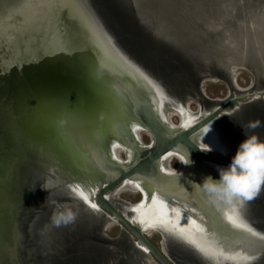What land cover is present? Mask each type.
<instances>
[{"label":"water","instance_id":"95a60500","mask_svg":"<svg viewBox=\"0 0 264 264\" xmlns=\"http://www.w3.org/2000/svg\"><path fill=\"white\" fill-rule=\"evenodd\" d=\"M239 68L253 88L235 86ZM216 80L236 94L208 99ZM186 94L216 109L176 127L161 106ZM212 127L221 143L203 152ZM243 130L264 141V0H0V264H264V186L230 205L204 187ZM171 153L190 162L173 171ZM127 182L148 214L114 195ZM156 192L191 201L166 209Z\"/></svg>","mask_w":264,"mask_h":264},{"label":"rangeland","instance_id":"374dc122","mask_svg":"<svg viewBox=\"0 0 264 264\" xmlns=\"http://www.w3.org/2000/svg\"><path fill=\"white\" fill-rule=\"evenodd\" d=\"M236 71L235 76L233 77L234 79V83L236 85V87L240 90H248L253 88L256 85V80L255 77L253 75L252 72H250L247 69H234ZM203 93L205 94V96L210 99V100H219V101H225L227 100V98L229 99L231 97V88L228 85V83H226L225 81L222 80H216L214 82H206L203 85ZM198 97H200V95H198ZM165 101L169 100L167 99V97L164 98ZM178 100L173 102L172 104H168L167 102H164V100H161L162 102H164V104H167L165 106V108H167L168 110H172L173 108L175 110L171 111V115L173 116L171 118L172 123H174L175 126H179L180 125V121H182V118L188 120L191 119V117H189L190 115H188L185 111H184V106L182 103V99L179 96L177 98ZM186 104L189 105L188 109L190 107L189 110L193 111L194 113H197V111L200 109H203L204 111L207 109L206 104L209 101H206L204 98H195V95L193 97H189V99L186 100ZM163 106V105H162ZM164 107V106H163ZM182 114V117L180 115V113ZM220 126L223 125L222 124H218ZM208 137L207 138H203L204 141H201V143L209 146V147H213V146H219L220 145V139L217 137V130L212 127L210 129H208L207 131ZM141 136V141L145 146H148L151 144V137L149 136V134L143 132L140 134ZM212 142L211 144L209 142ZM120 157L122 160H126V154L121 153ZM171 167L173 170H179L181 167V163L178 160H173L171 162ZM76 185V184H75ZM77 188H79L77 186ZM150 197L147 196V200ZM119 199L120 201L128 206L127 204H129V207H131L132 209H137V210H141L144 214H148L146 212L145 209L148 205L147 203H143V204H138L141 201V195L140 193H132V192H124L121 193L119 195ZM153 201L155 204H158L160 206H162L163 208L168 209L167 207H164L163 204H161V202L158 200V197H154ZM174 211H176V209H174ZM133 218L135 217L136 220L140 221L141 223H143V225H151V221L148 219L147 215L146 216H140V214H135L132 215ZM121 233V226L120 225H115L113 224L107 231H106V238L110 239V240H116ZM148 238L150 240V242L160 251L162 252V236L160 235V233L158 232H151L148 235ZM89 253V252H88ZM94 256V255H93ZM80 261V260H79ZM89 261H87V263H89ZM85 264V263H84Z\"/></svg>","mask_w":264,"mask_h":264},{"label":"clouds","instance_id":"9594fccd","mask_svg":"<svg viewBox=\"0 0 264 264\" xmlns=\"http://www.w3.org/2000/svg\"><path fill=\"white\" fill-rule=\"evenodd\" d=\"M249 126L251 128L259 127V122ZM205 131L207 132L208 129ZM244 135L246 138L239 145L230 165L227 168L218 169L219 180H214L210 176L204 180V187L217 194L229 205L235 200L244 199L245 192L254 197L264 186V141H261L256 135L247 136L245 133ZM199 148L203 152L210 151L204 144H201ZM180 160L184 164L190 162L185 161L183 156ZM41 187L45 189L43 186ZM74 220L75 214L71 210L53 216V221L57 226L62 222L67 224Z\"/></svg>","mask_w":264,"mask_h":264},{"label":"bare ground","instance_id":"6f19581e","mask_svg":"<svg viewBox=\"0 0 264 264\" xmlns=\"http://www.w3.org/2000/svg\"><path fill=\"white\" fill-rule=\"evenodd\" d=\"M236 86V85H235ZM231 88V87H230ZM234 94H236V92L234 91V90H232V88H231V96L232 95H234ZM193 95V94H192ZM183 96V95H182ZM189 97H191V96H189L188 94H186V98L182 101V103H183V106H184V111L188 114V115H190L189 117H191V119H188V120H186V119H184V118H182V123H185V122H187V124L189 125H191V124H193V123H195V121H199L201 118H203V117H205L207 114H209L210 112H212L214 109H216L215 107V105H214V103H212L211 101H209L207 104H206V106H207V109L204 111L203 109H201V110H199V111H202V113H199V112H197V113H194L193 111H191V110H189L190 109V107H189V109H188V106L189 105H187L186 104V100L187 99H189ZM260 97H262V94L259 92V91H257V92H255L254 93V95L252 96V98L251 99H259ZM228 99V98H227ZM222 101V100H221ZM161 103H162V101H161ZM162 107V109H161V113L165 116V117H168V119L170 120V117L172 118L173 116L171 115V111L172 110H175V109H172V110H168L167 108H165V107H163V106H161ZM164 108V109H163ZM180 113V112H179ZM180 115H181V117H182V114L180 113ZM172 125H174V123H171ZM175 126V125H174ZM176 127H178V126H176ZM206 129H210V128H206ZM141 134V133H140ZM139 134V135H140ZM208 137V134H207V132L205 131V129L201 132V134H200V136H199V138H198V142H199V144H203V143H201V141H204V139L205 138H207ZM204 138V139H203ZM210 144L212 143L211 141L209 142ZM205 145V144H204ZM238 146L239 147V145H240V143L238 142V143H236L235 144V146ZM237 147V148H238ZM172 156H176V157H181V155H179V154H175V153H171V154H169V155H167L163 160H162V162H164L163 163V165H165V163H167V162H169L170 164H171V162L173 161L172 159L174 158V157H172ZM182 165H183V162H182ZM171 170H173L172 168H171V165H170V167H169ZM173 171H175V170H173ZM182 171V170H181ZM176 172H179V170L178 171H176ZM83 173V172H82ZM85 174V173H84ZM83 174V175H84ZM127 186H124V187H122L121 189H119L114 195H117V194H121V193H124V192H132V193H138V190L139 189H141V185L139 184V183H137V182H127V184H126ZM80 189H82L81 187H79ZM129 190V191H128ZM119 194V195H120ZM86 196H87V202H89V198H90V194L89 193H87L86 194ZM112 195H110L109 197H111ZM158 197V200L161 202V204H163L164 205V207H167L168 206V203H169V205H173V209H176V210H181V208L182 207H186V206H188L189 205V202L191 201V200H187V199H185V200H181V201H179L178 200V198H179V196H176V195H173V196H171V199H169L168 200V198L167 197H164V198H162L160 195H159V193H157L156 192V194H154L153 195V198L154 197ZM116 198H117V196H116ZM170 203H172V204H170ZM184 203V204H183ZM183 204V205H182ZM128 206H129V204H127ZM168 208V207H167ZM133 217V216H132ZM131 217V219H135V217L134 218H132ZM136 220V219H135ZM138 221V220H137ZM141 223V222H140ZM143 224V223H142ZM116 225V224H115ZM144 227H146V225H144Z\"/></svg>","mask_w":264,"mask_h":264},{"label":"snow or ice","instance_id":"6c2138e0","mask_svg":"<svg viewBox=\"0 0 264 264\" xmlns=\"http://www.w3.org/2000/svg\"><path fill=\"white\" fill-rule=\"evenodd\" d=\"M76 190H77V189H74V191H76ZM79 194H80L85 200H87V196H86L83 192H80ZM253 198H254V197H253L251 194H249V193H247V192L244 193V200L251 201ZM92 206L95 207L94 204H93ZM229 220H233V217H232V216H229Z\"/></svg>","mask_w":264,"mask_h":264},{"label":"flooded vegetation","instance_id":"af4514ba","mask_svg":"<svg viewBox=\"0 0 264 264\" xmlns=\"http://www.w3.org/2000/svg\"><path fill=\"white\" fill-rule=\"evenodd\" d=\"M177 158H178V159H177ZM177 158L174 157L172 160H175V159H176V160L179 161V160H180V157L178 156ZM180 163H182L181 160H180ZM181 166H182V165H181ZM171 168H172V167H171ZM180 168H181V167H180ZM175 171H177V170H175ZM131 217H132V215H131ZM132 218H133V217H132ZM116 225H117V224H116Z\"/></svg>","mask_w":264,"mask_h":264}]
</instances>
